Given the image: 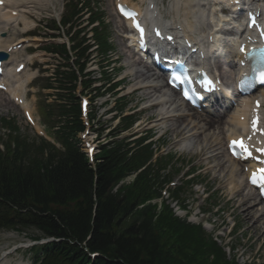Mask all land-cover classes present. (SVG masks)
<instances>
[{"label":"trees","instance_id":"trees-1","mask_svg":"<svg viewBox=\"0 0 264 264\" xmlns=\"http://www.w3.org/2000/svg\"><path fill=\"white\" fill-rule=\"evenodd\" d=\"M61 141L64 152L46 157L24 156L18 144L0 154V228H36L63 239L46 246L34 264H87L93 252L107 259L96 264H236L167 206L138 208L157 194L146 173L113 191L147 153L126 160L120 145L103 148L91 167L65 137Z\"/></svg>","mask_w":264,"mask_h":264},{"label":"bare ground","instance_id":"bare-ground-1","mask_svg":"<svg viewBox=\"0 0 264 264\" xmlns=\"http://www.w3.org/2000/svg\"><path fill=\"white\" fill-rule=\"evenodd\" d=\"M4 4L0 6V30L1 28H6L9 26L10 22L16 24V21H20L19 23L22 25L23 29H26L28 25V20L26 19L24 13L26 11H30L33 8L34 3H43V2H49L50 0H3ZM125 3H131L132 6H137L141 8V6L137 5L136 3H132L131 0H121ZM162 4V3H161ZM201 0H168L167 3V13L170 15V18H173L172 25L178 24L179 26H186L190 28V24L192 22H199L202 24V21L205 19V21L208 20V22L212 23L215 18L212 13L213 8L211 10L209 9H202L201 8ZM204 6V5H203ZM156 7V6H155ZM163 7V6H162ZM20 11L21 14L19 16H12L11 11L12 10ZM142 9V8H141ZM158 10V8L156 7ZM208 12V15L206 12ZM191 19V20H189ZM153 21L157 23H162L161 20V14H158L157 17H153ZM189 21V22H188ZM18 25V24H17ZM13 25V26H17ZM13 29V27H11ZM10 29V30H11ZM197 31L201 34L209 33L207 32V29L198 28ZM122 37V36H121ZM38 39H25L20 38L17 42H36ZM12 41H5V44H3L0 41V49L3 51H6L8 45H10ZM120 42V40H119ZM122 48H120V52L124 54V66L126 68V71L128 73L132 72L134 74V79L139 78L141 76H144L146 79L147 76L145 75L146 72L149 70L146 68V66L143 65V62L136 56L133 49H130L126 46V44H122ZM36 57L40 58L41 55H36ZM234 57V56H233ZM231 66L229 68V74L231 70H233L234 63L233 59L231 57ZM142 64V67L139 66V64ZM8 65V63H7ZM145 67V68H143ZM223 74L226 76V71L223 72ZM230 76V75H229ZM30 74H23L22 77L15 76L13 73L5 75L2 78L3 85L5 86V90L10 92L8 93L14 100L22 99L23 95L21 93V89L18 88V85L20 83L21 88L24 86V81L29 79ZM156 79H163L160 78V76H156ZM144 82V81H142ZM137 84H142L141 81H136L134 84L129 86L128 89H137ZM157 88L154 89L157 92H161V96L164 94V91L171 94V97H175V94L171 92L169 89L164 88ZM142 97L144 99H148L152 96L150 93L151 91H147V89L142 88ZM264 94V93H263ZM262 94V95H263ZM1 95V94H0ZM160 98L156 97L151 99L152 101H156ZM3 100L5 98H2ZM176 102H172L171 98L169 101H165L162 104V108H171V111L181 112L179 110L180 105ZM175 107L173 109L172 104H175ZM22 108L30 115V111L27 107V105L22 104ZM248 104L245 100L241 101L239 105H237L233 110L230 109H224V112L217 113L216 117L210 118L208 116H204L201 114H194L192 118H186V119H179L174 120L171 122L168 126L171 128V133L176 135L180 134V143L185 144L186 138H191L193 140V145H199L201 143L199 149L196 153L198 155L206 156L203 161L206 164L207 173L212 174L211 175V181L218 185L217 189L221 190L222 195L224 197H228L229 202L232 204L234 208V212H236L238 215L241 216L242 221L245 225H250L247 227L248 229H252L257 233L258 237H261L264 235V224L262 225L263 230H260L258 227V220L262 217H264V206H261L259 208V216L254 218V211L253 207L248 205L249 196H251V199L253 201H256L257 194L256 191H253L252 189L248 188V193H245L244 190L246 189L247 185L245 182V173H243L242 165L227 157L225 152V145H226V139L230 136H234L237 133H239L240 129L244 125V121L246 119V108ZM170 117V116H169ZM161 120L164 122L167 121V118L165 115H161ZM157 121V120H155ZM154 121V126L158 125ZM182 129L179 128V126H182ZM174 127V128H173ZM210 129L215 130V132L212 133V136L214 138L211 140V137H208V135L204 134L205 132L209 131ZM183 132V133H182ZM176 133V134H175ZM178 136V135H176ZM224 142V143H222ZM184 148H187V145H185ZM225 157L224 161L222 158ZM223 185V186H220ZM259 204V203H258Z\"/></svg>","mask_w":264,"mask_h":264},{"label":"rangeland","instance_id":"rangeland-1","mask_svg":"<svg viewBox=\"0 0 264 264\" xmlns=\"http://www.w3.org/2000/svg\"><path fill=\"white\" fill-rule=\"evenodd\" d=\"M55 1L58 2L56 5V9H57L60 6V4L63 3V0H55ZM35 5H37L36 7H38L39 10H41V12L45 14H49L53 16L54 15L53 11H57L60 14V11L54 10V8L49 3L45 2L42 4H35ZM97 6L99 10L102 11L106 19L107 26L111 32L110 42H111V45L113 46V51L110 55V59H114L116 58L115 54H118L119 46H120L118 39H117L119 37L115 34V31L117 30L116 28L117 25L121 26V22L114 15V12L112 9V0H98ZM166 7L167 6H165V8ZM43 24H45V22ZM21 32H24V30L22 27L18 26L17 28L13 30L12 34H10L9 32L8 35L13 36L12 38L16 39L17 37L20 36V34H22ZM39 32L43 33L41 30H39ZM122 60H123V57L122 55H120L118 62L114 63V65L122 66ZM47 61H48L47 62L48 66H39L37 68L38 76L34 80V82L31 84V86L27 88V90L29 91L27 93L28 101H30L31 103V107H32L35 117L39 119L41 122L42 120L39 114L38 105H42L41 102L51 103L55 100V97L53 95H50L49 97H47L48 93L54 94L55 91L42 89L41 85L45 83L44 77L49 76L52 73L51 71H53L54 69L53 67L57 65L58 63H62L59 60V58L56 56L50 57ZM43 67H48V70H49L48 73L43 72ZM121 90H124V89L121 87ZM2 98L3 96L0 97V117L13 118L16 124L19 126L20 132L22 134H25L26 136L31 137L32 132L24 123L22 116L17 112L16 108L13 105H11L10 102L6 101L5 99L3 100ZM106 107H108V105ZM100 111L101 110H99V113ZM148 113L150 114V112ZM103 116L104 115L101 114L99 118ZM145 116H143V118H141L140 121L138 122L137 127L135 128L136 130H138L139 128L145 125L147 121V120L145 121ZM146 128L147 126L144 127V129ZM167 134H170V135H167ZM167 134H165L164 137H162L161 139V141L165 143L163 148H166L167 149L166 151H174L176 153V156L178 155L183 156V158L187 161V165H188L187 169L193 168L192 176L193 175L198 176L199 182H201L200 186L192 188L191 191H189V193L186 195V198L188 199V203L193 204L192 208L195 209V212H196V208H199V207H203L207 209L208 213L205 214V218L209 217L211 219L212 218L217 219V221L222 226V229L218 230L219 234L226 232L227 231L226 226L233 223L231 222L230 219H232V217L235 216L232 213L233 206L230 202L226 203V200H223L220 197V195L214 191V189H216L215 185L212 184V182L210 181V178L205 174L206 165H204L202 157L197 156L195 154V152L200 147L201 143H199L198 146L191 144L189 145L190 149L184 150V146L180 148L181 144H178V142H176L177 141L176 139L180 138L179 136L172 135L170 132H168ZM211 136L212 134L210 133L208 137H211ZM213 138L214 136L211 137V140ZM100 139L102 140L103 138H100ZM186 144H188V140ZM224 159L225 157L222 158L223 161ZM175 180L176 182H179L178 177H176ZM195 182H197V179L195 180ZM202 188H205L206 190L205 194H202ZM244 192L247 193L248 192L247 189H245ZM248 205L253 206L254 217L255 215L257 216L258 214L256 211L257 205H255V203L253 202V200L251 199V196H249ZM212 206L221 208L222 212H220L218 215H214V210L211 209ZM258 222H259L258 227L260 228V230H263V227H262L263 222H261V220H258ZM234 223L238 225V231L234 234L226 235L225 239L220 238L221 236L217 237L220 243L222 245L226 243L234 244L236 248L235 252H237L238 261H241L240 254L243 253L245 256H249L250 259L260 260L258 262H261L262 260L264 262V235L261 237H258L257 233L252 229H248L249 230L248 232H244L246 230V227H248L250 223L247 225H244V223L240 220L238 216H237V219L234 220ZM11 235L12 233L10 232H0V257L2 256L3 253L10 252V255L4 257L3 260H1L0 264H5L6 262H8V264H29L26 253L21 251L23 249H19L20 250L19 252H17L18 250L16 252H11L13 246L18 245L21 242H25L24 240L25 237L22 235L18 236L16 234H14L13 236ZM231 254L232 253H229L230 255L229 257L232 256ZM254 264L256 263L254 262Z\"/></svg>","mask_w":264,"mask_h":264},{"label":"snow or ice","instance_id":"snow-or-ice-1","mask_svg":"<svg viewBox=\"0 0 264 264\" xmlns=\"http://www.w3.org/2000/svg\"><path fill=\"white\" fill-rule=\"evenodd\" d=\"M137 27H139V25L137 24ZM142 29H141V33H142ZM261 79H264V73H261ZM209 83H211V81H209ZM185 95L187 96V93H185ZM256 127V122L253 121V128ZM233 145H239L241 148H244L245 151H248L247 146L245 145L243 139L241 138L238 141H232ZM258 151L260 152H264V148L262 149H258ZM250 154V153H249ZM251 182L255 185L258 183H264V168L261 169H257L256 171H254L250 177Z\"/></svg>","mask_w":264,"mask_h":264}]
</instances>
